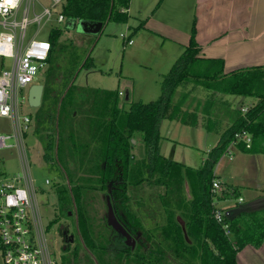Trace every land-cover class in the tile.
I'll list each match as a JSON object with an SVG mask.
<instances>
[{
	"label": "trees",
	"instance_id": "trees-1",
	"mask_svg": "<svg viewBox=\"0 0 264 264\" xmlns=\"http://www.w3.org/2000/svg\"><path fill=\"white\" fill-rule=\"evenodd\" d=\"M130 2L64 0L61 12L69 23L84 20L105 24L111 19L127 22ZM61 33L60 27L51 25L48 62L55 54ZM199 51L193 29L189 44L162 77L159 98L134 102L129 109L119 106L118 90L83 89L72 83L63 95L61 92L54 97L52 84L44 82L34 133L45 144L46 161L64 169L71 166L70 183L73 175L82 181L76 188L70 184V189L55 184L59 211L66 215L73 205L77 207L78 232L89 251L99 250L104 264H238V253L246 245L260 247L264 243V208L233 212L221 223L214 218L217 205L212 203L215 197L232 200L241 196L240 188L234 184L226 183L216 194L212 191L215 166L229 144L236 142L244 151L264 153V65L225 72L223 60L203 58ZM88 62L89 58L85 64ZM179 87L182 91L176 94ZM197 87L207 92L205 98L194 92ZM221 93L251 96L256 101L245 110L231 108L230 100ZM227 118L230 122L223 129L221 120ZM163 119H175L185 125L202 124L219 133L220 138L201 169L161 154ZM243 131L251 136L250 147L237 135ZM137 133L146 143L147 156L134 161L131 147ZM81 171L83 174H79ZM185 174L191 176L186 183ZM109 183L114 185L111 200L118 218L125 220L123 225L131 235H137L136 246L117 245L114 258L110 253L114 240L99 228L100 217L97 230V215L90 208L91 198H87L90 189H105ZM130 185L164 188L158 196L165 207L161 224L156 223L147 231L142 218L126 207L132 196ZM183 214L184 224L179 219ZM227 228L231 235L226 234ZM78 254L76 250L75 262L62 264L83 263Z\"/></svg>",
	"mask_w": 264,
	"mask_h": 264
},
{
	"label": "rangeland",
	"instance_id": "rangeland-1",
	"mask_svg": "<svg viewBox=\"0 0 264 264\" xmlns=\"http://www.w3.org/2000/svg\"><path fill=\"white\" fill-rule=\"evenodd\" d=\"M39 1L42 5L52 7L56 12L61 8L59 5L53 7L52 0ZM134 1L137 6L141 5V12H136L138 10L130 11L127 22L113 19L105 24L100 22V29L96 31L87 30L88 27L84 25V20H78L74 23H69L67 20L53 21L43 25L37 36L39 39L48 38L52 24L60 27L62 33L58 38V46L52 60L47 62L46 66L39 71L34 82L51 83L54 97H58L61 92L63 95L72 83L75 87L83 89L95 87L123 91L124 94L119 95V106L124 109H129L134 102H149L158 99L162 92L161 71L168 72L178 57L173 59L169 65H163L169 54L167 46H175L176 44H170L171 42L166 40L167 44L162 48L163 37L144 27L145 22L148 24L154 22L156 19L154 14L159 15L160 12L156 11L157 6L144 7V0ZM158 4H160V0ZM36 7L38 12L43 9L39 3L36 4ZM170 16L171 14L168 13L167 17ZM140 23L141 27L136 28ZM38 28L36 23L29 24L26 43L35 35ZM121 33L131 34L133 44L125 46ZM87 58H89V62L85 64ZM1 62H4L6 68L12 67V58L0 57ZM28 91L29 89L26 87L24 93L27 94ZM181 91L182 88L179 87L176 94ZM194 92L202 98H205L207 94L200 87H197ZM222 95L230 100L231 108L242 107L245 109L256 101V98L251 96ZM38 109V107L30 106L28 100H24L20 104L21 113L29 114L32 119L30 129L25 136L26 158L21 156L16 146L0 148V175L13 176L23 173L24 169L30 173L36 191L35 197L46 227L49 247L53 257L60 264L74 261L76 250L78 255L82 257L81 262L83 263L81 264H104L99 250L89 251L78 232L77 207L73 205L66 215L59 211L57 186L55 184L66 185L70 189V184L76 188L82 181L73 175L70 183L68 173L71 174L73 171L71 166L64 169L61 166L48 163L44 158L45 144L34 133V117ZM229 122L228 118L221 120L222 128L224 129ZM13 130L12 119L0 117V133H10ZM160 136L159 146L162 155L197 169L204 166L210 151L220 138L219 133L209 131L201 124L197 126L185 125L175 119L162 120ZM135 139L136 141L133 142ZM10 141L14 142V139L11 138ZM231 151L233 154L223 153L215 166L216 179L221 182L218 191L226 183L234 184L240 188V195L244 201L235 203L238 200V197H235L231 201H221L220 205L233 204L228 209V215H233L234 209L252 210L264 207V153L247 152L236 145L232 147ZM131 155L134 161L147 156L146 143L140 133H137L132 139ZM231 156L233 157L231 158ZM79 174H83V172L81 171ZM193 178L196 179V174H193ZM47 179L50 180V183H46ZM184 180L186 183L191 180V176L185 174ZM110 183L105 189L99 186L90 189L91 191L87 195V198H91L90 208L97 215L95 220L97 230L101 220L103 227L99 228L108 238H111L115 231L113 226L109 225L107 218L108 200L112 199L111 189L114 187ZM163 191L164 188L161 186L151 187L148 185L143 188L130 185L129 187V193L132 196L126 207H130L142 218L145 227L147 226V231L149 227H156V223L161 224L163 220L165 207L160 204L158 198ZM70 192L73 200L72 191L70 190ZM259 197H263L261 201H257L260 206L254 207L256 204L254 201ZM179 216L180 221L184 224L183 218L186 216L184 214ZM157 217L158 219H156ZM120 233L122 234V232ZM68 237H72V239L69 240ZM119 244L121 243L117 241L111 243L110 253L112 257L115 254L116 246ZM122 244L124 245V243ZM126 244L128 245L127 242ZM263 257H254V264H264ZM3 262V255L0 252V264Z\"/></svg>",
	"mask_w": 264,
	"mask_h": 264
},
{
	"label": "built area",
	"instance_id": "built-area-1",
	"mask_svg": "<svg viewBox=\"0 0 264 264\" xmlns=\"http://www.w3.org/2000/svg\"><path fill=\"white\" fill-rule=\"evenodd\" d=\"M64 0H52L53 7H62ZM42 6L38 12L36 4ZM55 12L52 7L42 5L39 0H0V57L12 58V67L6 68L0 63V117L12 119L14 130L0 133V148L16 146L23 158H26L25 136L31 126V116L21 113L20 104L27 100L24 89L31 87L39 71L46 66L51 51V42L37 38L43 25L53 21L62 22L65 15ZM30 23L38 24L35 35L26 43L27 28ZM124 45L133 43L127 33H121ZM120 94H123L121 91ZM245 110V109H243ZM251 145V136L245 131L237 134ZM13 138L14 142L10 139ZM232 142L226 153L233 154ZM237 146V145H236ZM233 156H231L232 158ZM46 183H50L47 179ZM221 182L213 180V194H216ZM33 178L27 169L13 176L0 175V252L2 264H60L53 257L49 247L46 227L35 197ZM229 200V199H227ZM218 197L213 215L218 222H225L231 205L222 207ZM231 201V200H230ZM244 201L240 196L235 203ZM226 234L231 235L229 228Z\"/></svg>",
	"mask_w": 264,
	"mask_h": 264
},
{
	"label": "crops",
	"instance_id": "crops-1",
	"mask_svg": "<svg viewBox=\"0 0 264 264\" xmlns=\"http://www.w3.org/2000/svg\"><path fill=\"white\" fill-rule=\"evenodd\" d=\"M157 1L144 0V7L156 5V11L160 12L154 14V22H145L144 27L163 37L162 48L166 40L176 44L167 46L169 54L163 65H169L181 55L190 42L193 29L200 47L199 55L223 60L225 72L264 65V0H160V4ZM130 3L129 17L130 11L141 12V5L137 6L134 0ZM140 27L141 23L136 28ZM129 36L132 38L131 34ZM161 73L163 77L167 72ZM262 198L254 201V207H258L257 201ZM240 210L245 208L234 209V214ZM259 256H264V243L260 247L248 244L239 251L238 264H254V257Z\"/></svg>",
	"mask_w": 264,
	"mask_h": 264
},
{
	"label": "water",
	"instance_id": "water-1",
	"mask_svg": "<svg viewBox=\"0 0 264 264\" xmlns=\"http://www.w3.org/2000/svg\"><path fill=\"white\" fill-rule=\"evenodd\" d=\"M85 26H87V30L96 31L100 29V22H88L85 21ZM44 92V84L36 82L31 85L28 91V103L30 106L39 107L42 103V97ZM109 225H112L113 228L119 232H122L128 239L131 238L130 233L125 229L123 224L120 222L116 211L114 209L112 200H108V215H107Z\"/></svg>",
	"mask_w": 264,
	"mask_h": 264
},
{
	"label": "flooded vegetation",
	"instance_id": "flooded-vegetation-1",
	"mask_svg": "<svg viewBox=\"0 0 264 264\" xmlns=\"http://www.w3.org/2000/svg\"><path fill=\"white\" fill-rule=\"evenodd\" d=\"M114 188V187H113ZM111 191H113V189H111ZM119 217H121L120 216V213H119ZM120 219V221H121V223L122 224H124V221H123V219L122 218H119ZM124 226V225H123ZM125 227V229L127 230V228H126V226H124ZM128 231V230H127ZM129 232V231H128ZM67 233V232H66ZM66 233H64V234H66ZM114 234L112 235V237H111V239L112 240H114V241H117V242H119V243H124L125 245H126V242L128 243V245H132V247H135L136 246V242H137V235H131V238H129L128 240H127V238L126 237H124L119 231H114L113 232ZM130 233V232H129ZM68 239L69 240H71L72 239V237H68ZM116 239V240H115Z\"/></svg>",
	"mask_w": 264,
	"mask_h": 264
}]
</instances>
